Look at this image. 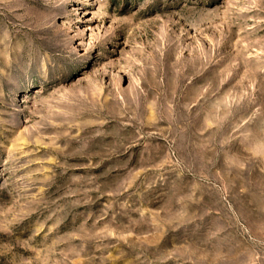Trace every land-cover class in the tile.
Wrapping results in <instances>:
<instances>
[{
    "label": "rangeland",
    "instance_id": "rangeland-1",
    "mask_svg": "<svg viewBox=\"0 0 264 264\" xmlns=\"http://www.w3.org/2000/svg\"><path fill=\"white\" fill-rule=\"evenodd\" d=\"M0 264H264V0H0Z\"/></svg>",
    "mask_w": 264,
    "mask_h": 264
}]
</instances>
